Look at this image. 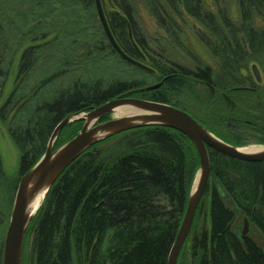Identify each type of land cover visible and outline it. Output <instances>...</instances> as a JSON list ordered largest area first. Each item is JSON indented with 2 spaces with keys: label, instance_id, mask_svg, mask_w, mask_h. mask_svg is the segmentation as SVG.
I'll return each mask as SVG.
<instances>
[{
  "label": "trees",
  "instance_id": "16d2710c",
  "mask_svg": "<svg viewBox=\"0 0 264 264\" xmlns=\"http://www.w3.org/2000/svg\"><path fill=\"white\" fill-rule=\"evenodd\" d=\"M102 2L122 49L139 59L135 41L153 73L114 50L95 0H0V122L20 153L18 177L8 189L0 150V264L20 179L71 114L148 86V80L163 81L135 96L190 112L234 146L264 144V0ZM142 9L165 32L154 47L139 23ZM121 67L136 74L117 72ZM82 125L70 123L60 135L69 128L70 140ZM209 154L210 180L178 264H264V161L213 149ZM197 164L193 142L162 125L123 131L93 145L48 191L26 232L23 264H168ZM245 219L250 229L242 236Z\"/></svg>",
  "mask_w": 264,
  "mask_h": 264
},
{
  "label": "water",
  "instance_id": "95a60500",
  "mask_svg": "<svg viewBox=\"0 0 264 264\" xmlns=\"http://www.w3.org/2000/svg\"><path fill=\"white\" fill-rule=\"evenodd\" d=\"M95 6L103 30L118 55L134 66L148 72H153L154 70L144 62L146 60L145 53L135 41H132L133 45L142 60L127 54L117 42L110 28L102 0H95ZM130 36L132 38L131 32ZM252 71L257 81H261L260 69L256 65H253ZM162 84L163 81L130 90L101 105L92 107L88 111L71 114L56 126L45 153L21 177L16 189L9 223L5 233L3 264H23L24 242L32 219L42 205L52 185L79 156L93 145L111 136L123 131L149 125L166 126L186 135L195 145L199 156V175L189 194L187 209L168 257V264H178L180 252L190 234L198 206L210 180L211 162L209 149L244 161H264V147L263 150L256 153L245 152L241 148L229 144L215 135L190 112L172 104L135 97L138 93L158 89ZM225 101L232 107L235 105L228 96L225 97ZM121 107L131 108L135 113L113 117L112 115L115 114V111ZM106 116L110 117L103 120ZM77 121L83 122L80 131L62 147L54 151V145L61 130L66 125ZM45 183L48 184V188L43 201L35 213L30 215L29 188L33 185L34 190H37ZM249 229V221L245 219L242 236H246Z\"/></svg>",
  "mask_w": 264,
  "mask_h": 264
},
{
  "label": "rangeland",
  "instance_id": "374dc122",
  "mask_svg": "<svg viewBox=\"0 0 264 264\" xmlns=\"http://www.w3.org/2000/svg\"><path fill=\"white\" fill-rule=\"evenodd\" d=\"M231 9H232L233 16L235 18H237L239 16L237 5L234 3L232 5ZM139 23H140L142 29L147 33V35H150L148 37L151 40H154V41H151L153 47L155 46L156 42L158 40H160L159 39L160 36H164L165 35V32L158 26L155 18L149 12H147L144 9H142L140 11V13H139ZM193 47H194L195 52L199 56H202L204 59H207V60L209 59V57L207 56L206 52H204V50L202 49V47L200 45H198L197 43L193 42ZM148 59L146 60V62L144 61L147 65L149 64ZM129 70L130 71L127 72L128 70H126V69L124 70V68L121 67V69L119 68L116 71L119 72V73H124L126 75L136 74V72L134 70H132L131 68ZM261 76H262V73H261ZM254 77H255V75H254ZM155 82H156L155 80H148V84H150V85L156 84ZM140 98H141V96H140ZM233 107H236V106L233 105ZM112 116L113 117H118L115 114L112 115ZM69 133H70V129L68 128L65 131H63V133L61 135L60 134L58 135V137L56 139V142H55V145H54V151L58 150L67 141H69V140H66V138L69 137L68 136ZM253 146L264 147V144L250 142V143H246V144H243V145H240V146H237V147H239L241 149H244V148L253 147ZM194 147H195V145H194ZM195 149H196V147H195ZM0 150H1V153H2V157H3L4 170H5V173L7 175V179H8L6 181V185L5 186H6V188L10 189L12 187V185L15 183V181H16V179L18 177V172H19V167H20V153H19L17 147L13 143V141H12V139H11L9 133H8L7 126L2 124L1 122H0ZM198 162H199V164H197V166L194 169L193 174L191 175L192 179L190 181V193H191V191H192V189H193V187H194V185L196 183V180L198 178L199 171H200L199 156H198ZM8 189H5L4 196H8V192H9ZM207 201H208V198L204 201L205 203L203 204V208H202L203 210L201 211L200 216L197 219V223H200V225H203V223H204V221L206 219V213H207L206 204H207ZM243 227H244V221H242V223H241L240 234H242ZM187 247H189V245H187Z\"/></svg>",
  "mask_w": 264,
  "mask_h": 264
},
{
  "label": "bare ground",
  "instance_id": "6f19581e",
  "mask_svg": "<svg viewBox=\"0 0 264 264\" xmlns=\"http://www.w3.org/2000/svg\"><path fill=\"white\" fill-rule=\"evenodd\" d=\"M135 113V111L128 107H121L115 111L116 116H124V115H130ZM91 125V123H90ZM245 152L248 153H256L261 150H263V147L261 146H253L242 149ZM48 184L45 183L42 186H40L37 190H34V186L31 185L28 192L29 197V213L30 215H33L35 211L38 209L39 205L42 203L44 195L47 191Z\"/></svg>",
  "mask_w": 264,
  "mask_h": 264
},
{
  "label": "flooded vegetation",
  "instance_id": "af4514ba",
  "mask_svg": "<svg viewBox=\"0 0 264 264\" xmlns=\"http://www.w3.org/2000/svg\"><path fill=\"white\" fill-rule=\"evenodd\" d=\"M145 56H146V54H145ZM139 59L142 60L141 57H140ZM147 59H148V58H147V56H146V60H147ZM146 60H145V62H146ZM153 72H154V71H153ZM153 72H152V73H153ZM258 83H260V82H258ZM135 97H136V96H135ZM138 98H140V97H138Z\"/></svg>",
  "mask_w": 264,
  "mask_h": 264
}]
</instances>
